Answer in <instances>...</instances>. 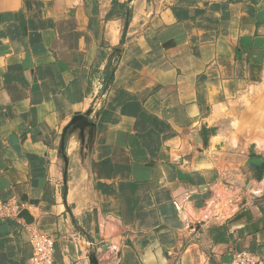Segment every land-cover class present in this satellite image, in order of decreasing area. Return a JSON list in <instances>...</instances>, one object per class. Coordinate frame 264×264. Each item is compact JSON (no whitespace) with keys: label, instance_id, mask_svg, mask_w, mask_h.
Wrapping results in <instances>:
<instances>
[{"label":"crops","instance_id":"1","mask_svg":"<svg viewBox=\"0 0 264 264\" xmlns=\"http://www.w3.org/2000/svg\"><path fill=\"white\" fill-rule=\"evenodd\" d=\"M262 80L264 0H0V198L27 212L0 219V264L31 229L55 264L264 260L260 156L223 133Z\"/></svg>","mask_w":264,"mask_h":264},{"label":"rangeland","instance_id":"2","mask_svg":"<svg viewBox=\"0 0 264 264\" xmlns=\"http://www.w3.org/2000/svg\"><path fill=\"white\" fill-rule=\"evenodd\" d=\"M238 107L232 112L227 124H224L223 133L233 143L231 151H253L264 160V80L247 87L238 98ZM224 136L220 139L225 141ZM264 180V169L259 182ZM239 185V182H237ZM230 194L222 192L218 209L225 210L228 205L241 207L249 197L251 190L237 187ZM256 190V192L254 191ZM252 189V195L258 193ZM225 193V194H224ZM249 194V195H248ZM235 209V208H234Z\"/></svg>","mask_w":264,"mask_h":264},{"label":"built area","instance_id":"3","mask_svg":"<svg viewBox=\"0 0 264 264\" xmlns=\"http://www.w3.org/2000/svg\"><path fill=\"white\" fill-rule=\"evenodd\" d=\"M234 183H230L225 187V193L230 194L234 190ZM224 193V194H225ZM217 208L220 205L219 201L213 203ZM230 213H235L241 209L240 205L231 206ZM25 205L13 198L10 200H3L0 198V219L1 220H18L19 215L24 210ZM235 208V209H234ZM224 211V210H223ZM30 245L32 247L31 257L28 259L27 264H55L54 251L55 241L54 238L43 234L37 229H31ZM229 264H264V260L250 251H236L232 255Z\"/></svg>","mask_w":264,"mask_h":264},{"label":"water","instance_id":"4","mask_svg":"<svg viewBox=\"0 0 264 264\" xmlns=\"http://www.w3.org/2000/svg\"><path fill=\"white\" fill-rule=\"evenodd\" d=\"M128 22H129V14L127 15V24ZM86 119H87L86 115H78L73 119L71 125L76 124L78 122L86 121ZM247 166L252 168L254 179L259 181V179L263 174L264 160L260 157H252L247 161ZM25 215H27L26 211H23L20 214L21 217H24Z\"/></svg>","mask_w":264,"mask_h":264},{"label":"trees","instance_id":"5","mask_svg":"<svg viewBox=\"0 0 264 264\" xmlns=\"http://www.w3.org/2000/svg\"><path fill=\"white\" fill-rule=\"evenodd\" d=\"M120 8H122L124 10V7L123 6H119ZM111 82H112V78H111V74L110 76L108 77V79L106 80V85H105V88L107 89L110 85H111Z\"/></svg>","mask_w":264,"mask_h":264}]
</instances>
